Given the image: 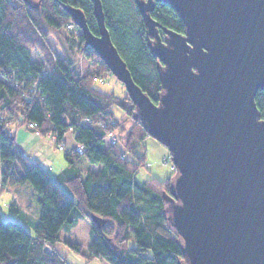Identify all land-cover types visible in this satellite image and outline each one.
<instances>
[{
  "label": "trees",
  "instance_id": "1",
  "mask_svg": "<svg viewBox=\"0 0 264 264\" xmlns=\"http://www.w3.org/2000/svg\"><path fill=\"white\" fill-rule=\"evenodd\" d=\"M136 1L102 0L105 23L135 82L158 103L159 59ZM74 8L98 34L92 0H0V187L31 186L39 207L38 219L26 217V208L13 198L10 211L21 221L6 220L0 212V264H72L55 243L66 224L82 218L90 222L88 259L180 264L182 240L169 225L166 199L176 171L164 180L137 181L150 134L127 91L117 95L97 85L99 77L112 72L87 47L83 34L68 27H79L70 12ZM151 15L184 32L182 19L168 4L157 1ZM76 51L93 59L90 70H79ZM256 103L264 118V90L257 92ZM127 118L133 121L129 128L122 126ZM30 122L35 124L30 129L52 132L61 142L72 132L83 146V152L64 150L67 165L58 178L19 149L15 129ZM116 131L120 141L113 143L110 134ZM93 165L100 168L94 171ZM65 242L83 255L80 243Z\"/></svg>",
  "mask_w": 264,
  "mask_h": 264
},
{
  "label": "water",
  "instance_id": "2",
  "mask_svg": "<svg viewBox=\"0 0 264 264\" xmlns=\"http://www.w3.org/2000/svg\"><path fill=\"white\" fill-rule=\"evenodd\" d=\"M172 7L184 32L151 15ZM98 34L70 9L86 43L124 83L150 136L175 167L168 221L182 240L180 264H264V0H137L161 81L155 103L112 41L102 0ZM162 29L166 36L162 37Z\"/></svg>",
  "mask_w": 264,
  "mask_h": 264
},
{
  "label": "rangeland",
  "instance_id": "3",
  "mask_svg": "<svg viewBox=\"0 0 264 264\" xmlns=\"http://www.w3.org/2000/svg\"><path fill=\"white\" fill-rule=\"evenodd\" d=\"M76 52H77L79 70L82 73L86 72L87 70H90L93 67V59L90 60L85 54L81 53L80 51H76ZM33 55H34V58L38 57L35 53ZM97 81H98L97 85L101 89L112 91L116 93L117 95H123L126 91L124 83L118 80L117 77L112 73L107 74L105 77L104 76L99 77ZM115 111L118 116H123L124 118H126V116L122 113L123 111L121 109L116 108ZM132 124H133V121L130 118H127L122 123V126H124L125 128H129ZM22 127L31 128L29 125L22 126ZM17 129H15V132ZM46 135H40V136L43 137V139L45 140L47 144L57 148L55 149V151H57L58 154H61L63 156L64 150L66 148L65 143H63V145H65L64 150H61L58 147V145L53 144V142L49 140ZM113 135L118 139V142H119L120 137L117 131ZM144 142H145L146 160L141 165V167L139 168L136 174L137 181L142 182L151 177H156L162 180L166 179L167 177H171L172 172L175 170V167L173 165L170 152L167 149V147L152 136H148ZM0 189H1L0 190V211L2 212L4 216V219L21 221L17 215H15L14 213L10 211V202L12 201L11 194L13 192L12 191L11 193L7 192L8 189L7 190L6 189L2 190V188ZM22 200H23V203L20 202V205L23 208H26L27 210L26 212L30 214L31 211H29L26 207L28 204L29 198L27 199V197L24 196L22 197ZM65 241L80 243L83 246V250H82L83 255L80 253H77L75 250L70 248L69 245ZM90 241H91L90 222L87 218H82L74 225L66 224L64 226V228L61 230V240L55 243V247L56 249H58V251L63 253L72 264H80V262L77 260V257L86 260L85 264H100L99 262L95 260L91 261L90 259L85 257L89 254L88 245Z\"/></svg>",
  "mask_w": 264,
  "mask_h": 264
},
{
  "label": "crops",
  "instance_id": "4",
  "mask_svg": "<svg viewBox=\"0 0 264 264\" xmlns=\"http://www.w3.org/2000/svg\"><path fill=\"white\" fill-rule=\"evenodd\" d=\"M16 140H17V145L20 150L25 152L33 160L39 162L44 168H46L49 172H51V174L55 178H58V176L62 173V171L66 167L67 161L65 159L64 153H63V156L61 154H58L57 151H55V149L57 148L47 144L45 140L43 139V137L37 134L34 130L30 128H25V127L18 128L16 130ZM63 140L66 145V149L72 148L75 145V139H74V135L72 132L66 133ZM91 168L94 171H97L100 168V166L93 165ZM11 191L13 192L11 194L12 199L16 198L17 202L19 203L20 202L23 203L22 197L26 196L27 199L29 198L28 204L30 205V207H27V208L31 212L30 214H28V212L25 213L26 214L25 216L26 217L31 216V217L38 219L39 218V207L37 205V199L34 196V192L31 186L27 184L16 185L7 190V192H10V193ZM24 224L26 225V223ZM77 260L80 262V264H85V261H86L78 257H77ZM90 260L91 261L95 260L99 262L100 264H109L106 260L100 257H95Z\"/></svg>",
  "mask_w": 264,
  "mask_h": 264
},
{
  "label": "built area",
  "instance_id": "5",
  "mask_svg": "<svg viewBox=\"0 0 264 264\" xmlns=\"http://www.w3.org/2000/svg\"><path fill=\"white\" fill-rule=\"evenodd\" d=\"M69 28H71L77 35H79L80 33H82V29L80 27H75L74 24H69L68 25ZM87 47L90 49V50H94L91 46H89L87 44ZM29 126L31 128H35V124L33 122H30L29 123ZM36 132L38 133V131L36 130ZM39 134V133H38ZM47 138L49 140H51L53 142V144H56L58 145V147L61 149V150H64L65 148V145H63L64 142H61V141H58V138H57V135L52 133V132H48L47 133ZM110 137H111V141L113 143L115 142H118V139L113 135V134H110ZM66 149V148H65ZM72 151H78V152H83V146L81 144H77L75 143V145L71 148ZM1 186V184H0ZM1 188V187H0ZM1 190V189H0ZM46 249L51 251L50 247L46 245Z\"/></svg>",
  "mask_w": 264,
  "mask_h": 264
},
{
  "label": "flooded vegetation",
  "instance_id": "6",
  "mask_svg": "<svg viewBox=\"0 0 264 264\" xmlns=\"http://www.w3.org/2000/svg\"><path fill=\"white\" fill-rule=\"evenodd\" d=\"M161 30V29H160ZM166 36V35H165ZM165 36L163 38H165Z\"/></svg>",
  "mask_w": 264,
  "mask_h": 264
},
{
  "label": "bare ground",
  "instance_id": "7",
  "mask_svg": "<svg viewBox=\"0 0 264 264\" xmlns=\"http://www.w3.org/2000/svg\"><path fill=\"white\" fill-rule=\"evenodd\" d=\"M110 29V28H109ZM74 208V207H73Z\"/></svg>",
  "mask_w": 264,
  "mask_h": 264
}]
</instances>
